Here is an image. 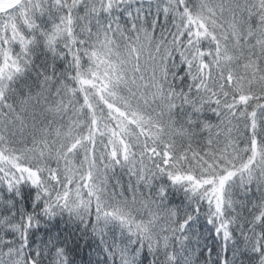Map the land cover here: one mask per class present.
<instances>
[{
  "label": "snow or ice",
  "instance_id": "6c2138e0",
  "mask_svg": "<svg viewBox=\"0 0 264 264\" xmlns=\"http://www.w3.org/2000/svg\"><path fill=\"white\" fill-rule=\"evenodd\" d=\"M264 264V0H0V264Z\"/></svg>",
  "mask_w": 264,
  "mask_h": 264
},
{
  "label": "trees",
  "instance_id": "16d2710c",
  "mask_svg": "<svg viewBox=\"0 0 264 264\" xmlns=\"http://www.w3.org/2000/svg\"><path fill=\"white\" fill-rule=\"evenodd\" d=\"M92 247L94 246H83V241H81V248L72 251V257L76 264H88L90 258L93 261L96 260V254L92 252Z\"/></svg>",
  "mask_w": 264,
  "mask_h": 264
}]
</instances>
